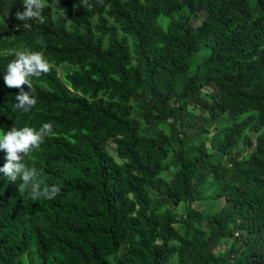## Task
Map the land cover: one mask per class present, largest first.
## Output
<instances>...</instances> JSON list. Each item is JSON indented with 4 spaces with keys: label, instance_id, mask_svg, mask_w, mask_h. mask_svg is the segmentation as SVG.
I'll return each mask as SVG.
<instances>
[{
    "label": "trees",
    "instance_id": "16d2710c",
    "mask_svg": "<svg viewBox=\"0 0 264 264\" xmlns=\"http://www.w3.org/2000/svg\"><path fill=\"white\" fill-rule=\"evenodd\" d=\"M43 2L0 0V130L53 125L24 163L61 192L0 173V264H264V0ZM21 49L51 65L28 113Z\"/></svg>",
    "mask_w": 264,
    "mask_h": 264
},
{
    "label": "clouds",
    "instance_id": "9594fccd",
    "mask_svg": "<svg viewBox=\"0 0 264 264\" xmlns=\"http://www.w3.org/2000/svg\"><path fill=\"white\" fill-rule=\"evenodd\" d=\"M22 5L24 10L15 13L16 20L35 19L42 22V13L45 9L43 0H22ZM79 5L86 8L90 6L89 0H79ZM15 27L19 30V25ZM37 43L44 46L42 39H38ZM14 55L15 58L7 64L3 81L7 88L18 90L12 110L28 113L37 103L32 78H39L42 74H47L51 65L42 51L21 49ZM25 85L29 89L28 91L22 87ZM53 134L51 123H43L39 129L27 126L18 129L12 126L7 131L0 130V151L5 153L6 161L3 167H0V173H3L10 182L19 180L18 192H27L33 200L40 197L52 200L61 192L60 187L55 184H45L41 187L37 178L43 175V170H38L35 167L29 168L24 163L25 158L38 150L44 139Z\"/></svg>",
    "mask_w": 264,
    "mask_h": 264
},
{
    "label": "rangeland",
    "instance_id": "374dc122",
    "mask_svg": "<svg viewBox=\"0 0 264 264\" xmlns=\"http://www.w3.org/2000/svg\"><path fill=\"white\" fill-rule=\"evenodd\" d=\"M201 19H202V15H201V14H196V15L191 19V23H192L193 25H197V24L200 22ZM160 21H161V23H162V25H163V20H160ZM62 67L68 68L67 65H65V64L59 66V69H57V73H58V75H61V74L66 70L65 68H62ZM107 151H108V153L110 154V156L114 159V161L119 162V160L116 158V156H115V154H114L113 145H112L111 143H108V144H107ZM198 205H199V204L195 203V204H194V207H197ZM216 206H217V207L222 206V200H220L218 203H216ZM181 208H182V206L179 205V206L176 208V212H177V213H180V212H181ZM27 258H28L27 256L24 257V259H23L24 264H27V262H28V259H27Z\"/></svg>",
    "mask_w": 264,
    "mask_h": 264
}]
</instances>
